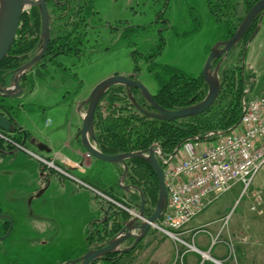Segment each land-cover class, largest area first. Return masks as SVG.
Segmentation results:
<instances>
[{"label": "rangeland", "instance_id": "374dc122", "mask_svg": "<svg viewBox=\"0 0 264 264\" xmlns=\"http://www.w3.org/2000/svg\"><path fill=\"white\" fill-rule=\"evenodd\" d=\"M94 5L97 14L89 19L83 55H60L57 61L61 65L49 63L46 74L35 77L32 90L6 98L9 103L21 104L16 112L18 125L29 129L46 148L51 143L72 157L77 156L76 149L81 144L78 132L83 123L82 112L92 90L111 75H130L135 64L133 52H138L136 63L140 66L135 77L155 94L160 84L154 73L160 66L172 65L194 76L203 74L210 51L226 40V30L210 14L207 0H95ZM162 36L164 47L151 61L149 55L157 51ZM254 45L255 51L245 61L241 46L228 60L230 67L243 61L255 74V84L252 90H246L248 95L243 97L242 105L264 93V28ZM149 63L154 72L148 69ZM26 146L32 147L31 139ZM103 163L104 167L94 170L102 180H98L100 187L112 182L116 191L121 190L118 163ZM44 172L40 161L25 151L19 150L15 157L0 156V215L11 219L7 235L0 237V264H65L85 246V225L96 215L91 211L92 205H85L68 177L62 182L54 175L45 187L41 178ZM263 180L264 170L246 192L244 184L237 182L212 202V223L217 222L210 231L212 236L219 233L217 244L225 248L223 256L217 258L213 250L202 251L191 242L201 250L205 261L264 264V214L251 209L255 190L263 186ZM132 206L139 208L134 203ZM226 219L228 224L222 228ZM219 226L221 230L214 234ZM229 235L236 246V258L228 257ZM132 243L130 238L120 247ZM185 248L191 249L151 228L122 264H149L156 259L180 264Z\"/></svg>", "mask_w": 264, "mask_h": 264}, {"label": "trees", "instance_id": "16d2710c", "mask_svg": "<svg viewBox=\"0 0 264 264\" xmlns=\"http://www.w3.org/2000/svg\"><path fill=\"white\" fill-rule=\"evenodd\" d=\"M258 1L207 0V6L212 17L223 24L226 30V39H228L234 34L247 12ZM94 2L95 0H47L50 14V41L42 59L22 76L23 92L32 90L35 77L44 76L46 74L44 71L49 63L61 65L57 61L60 55L71 54L79 58L83 55L87 41V27L90 26L89 19L97 14ZM260 16L261 14L254 19L242 39L231 48L228 56L223 60L218 71L221 80L219 95L203 113L173 120L151 117L135 105L125 85L110 86L101 97L95 110L94 133L98 148L105 154L116 155L147 150L158 145L163 153L169 154L188 137L194 135L203 137L209 130L226 131L236 125L243 112L242 99L248 95L249 90H252L256 80L255 74L247 68L243 61L230 67L228 60L238 47L247 44L260 22ZM41 30L40 8L38 5H32L22 14L14 42L8 54L0 62V84L10 85L14 71L40 51L42 46ZM164 43L162 36L157 51L149 55V60L153 61L154 56L161 52ZM242 49L244 51L245 48L242 47ZM137 55V51L133 52L135 64L132 77L140 70V66L136 63ZM218 61L219 59H216L214 65ZM148 69L152 72L155 71L152 63H149ZM154 74L160 88L157 93L153 94V97L165 109L176 110L196 104L203 100L208 92V84L203 74L190 75L172 65H162ZM132 93L142 109L156 111L139 88H132ZM6 107L17 117L18 107L10 104H6ZM25 135L27 141L30 133L18 124L15 131L11 133V136L20 143H23ZM13 149L15 146L12 143L0 137V156H4L6 151ZM126 164L128 172L124 179V185L131 184L137 188L127 190L121 188L117 192L108 189L102 190L114 199L130 206L132 203L140 206L142 192L145 197V216L148 217L154 211L159 195V181L156 172L148 161L140 157H129L126 159ZM41 168L47 171L41 177L44 185L48 184L53 174L58 175V173L48 170L43 164ZM123 171L124 168L120 165V174ZM111 204V210L107 209L103 217L102 215L96 217L86 226V249L105 245L122 228L123 221L130 217L125 209ZM0 213L2 214L1 208ZM0 221L2 222L0 235H6L11 228V219L1 215ZM136 246L129 252L116 251L106 254L93 264H122L124 257L132 254ZM82 254L83 252H75L73 257L77 258ZM149 264L165 263L151 261Z\"/></svg>", "mask_w": 264, "mask_h": 264}, {"label": "built area", "instance_id": "2783aa9c", "mask_svg": "<svg viewBox=\"0 0 264 264\" xmlns=\"http://www.w3.org/2000/svg\"><path fill=\"white\" fill-rule=\"evenodd\" d=\"M0 137L12 143L16 150L36 157L48 170L75 179L97 196L125 209L131 217L138 215L139 208L127 206L103 190L78 179L54 159L40 155L30 150L26 144L16 141L11 133L0 130ZM155 150L163 169L168 201L162 216L151 223V228L196 249L184 239L185 227L190 221L237 182L244 184L246 192L257 174L264 170V93L243 103L240 121L228 131L210 130L205 138L197 135L188 137L179 148L176 147L169 154L163 153L160 148ZM85 156L92 155L87 151ZM251 209L264 214V180L263 186L255 190ZM226 224L227 219L222 228ZM196 232L197 230H193L192 236ZM218 236L219 233L212 236V246L220 242ZM226 247L228 257L236 258V246L230 235ZM216 261L220 263L219 260Z\"/></svg>", "mask_w": 264, "mask_h": 264}, {"label": "water", "instance_id": "95a60500", "mask_svg": "<svg viewBox=\"0 0 264 264\" xmlns=\"http://www.w3.org/2000/svg\"><path fill=\"white\" fill-rule=\"evenodd\" d=\"M32 5H38L41 12L42 46L40 51L33 58H31L28 62H26L24 65L14 71L13 76L11 78L12 82L10 85L4 86L0 84V97L2 98H12L23 93L24 89L21 86L22 76L37 61L42 59L47 50L50 41V14L47 8V0H0V62L8 54L14 42L22 14L26 11V9H28ZM259 14H261L260 22L253 34L251 35L244 49L243 59L245 61L247 46L261 27V21L264 15V0H259L257 3H255V5L247 12L244 19L242 20V22L231 37L217 43L210 51L208 58L205 62L203 71V76L208 84V92L205 98L196 104L176 110L165 109L159 103L156 102L153 97V94L150 93L148 88L140 80L129 75H111L100 81L94 87L90 97L86 101L87 108L85 110V113L82 115L83 123L78 132V140L80 141L82 147L88 152H90L91 155L95 158H98L105 162L108 161L121 163L124 168V171L120 176L119 184L120 187L125 190L130 188H137L136 186L131 184L124 185V179L128 172L126 159L129 157H140L148 161L153 166L159 181V195L154 211L150 216L146 217L145 197L144 194L141 192L142 198L138 210V215H134L131 219H129V221H123V226L116 236L111 238L105 245L98 248H89L79 257L71 259L66 263L93 264L95 261H97L106 254H110L116 251L129 252L148 233V231L151 229V223L162 216L168 201V193L164 181L163 169L156 156V150L154 147H150L147 150L130 151L116 155L105 154L98 148L96 143V136L94 133V116L97 105L103 94L107 91L110 86L115 84H123L128 88V93L135 105L141 110H143V112L147 115L158 119L173 120L203 113L215 102L219 95L221 85L218 76V71L225 56L228 54L231 48H233L242 39L245 32L248 30L254 19ZM216 59H219V61L216 63V65H214V61ZM134 87L139 88L141 90L145 98L154 106L156 111L151 112L142 109V107L137 103L135 97L133 96L132 88ZM17 124V117H15L7 107L3 106L0 103V130L8 133H13L17 128ZM198 137L205 138L206 135L203 137ZM25 142L26 135L23 139V143ZM182 142L177 145V148L180 147ZM143 218H146V220ZM5 236L6 235L1 237ZM130 238L134 239L133 243L130 246L120 247L124 241Z\"/></svg>", "mask_w": 264, "mask_h": 264}, {"label": "crops", "instance_id": "0c3cea01", "mask_svg": "<svg viewBox=\"0 0 264 264\" xmlns=\"http://www.w3.org/2000/svg\"><path fill=\"white\" fill-rule=\"evenodd\" d=\"M264 15L262 17L261 21V31L258 30L254 38L250 41V43L247 46L246 49V55L245 59L251 55V51L253 47H255V40L257 38H261L263 34V28H264V22H263ZM249 65V63H248ZM13 106H18V109L20 108L21 104L15 105L13 103H10ZM17 109V110H18ZM85 113V111L82 112V115ZM17 116V115H16ZM23 127L22 125H20ZM24 130L28 131L30 133V136L28 139H31L32 141V147H28L30 150L43 155L45 157H48L50 159H54L59 165H61L63 168H65L67 171H69L73 176L77 177L78 179L85 181L89 184H91L94 187H97L99 189H108L113 192H117L114 185L112 182H109L108 184H104L105 186L102 188L100 187L98 180L100 181L101 178L98 176L96 173H94V170L98 169L99 167H104L105 161L100 160L98 158H95L94 156L91 157H86L87 150L82 147L81 144H79L77 147V156L72 157L70 155H67L61 151V149L57 148L56 146H53L51 143L49 145V148H46L44 144L42 143L41 140L37 139L34 134L27 129L26 127H23ZM27 142V141H26ZM46 151L44 152V150ZM19 150L13 149L12 151H6V154H11L13 157L17 155ZM45 153V154H44ZM42 165V164H41ZM120 165L121 163H118L117 165V178L120 179ZM47 171H45L42 175H44ZM41 175V177H42ZM57 174H53L51 176L50 181L53 179V176ZM68 176H63V175H57V178H60L62 182H64V178ZM70 178L71 182H74V189L76 191V194H79L81 196V199L84 198L85 205L90 206L92 205L91 211H93V214H96L92 217V219L85 225L86 226L93 221L96 217H102L105 215L106 210H111L112 209V204L111 202L109 203L107 200L103 199L101 196H97L95 192H93L91 189L81 185L78 181L75 179ZM49 181V182H50ZM102 181V180H101ZM48 182V184H49ZM45 185V187L48 186ZM81 189H79V187ZM84 196V197H83ZM93 209V210H92ZM217 220L213 221L212 223V204L209 205L203 212L198 214L194 219L190 221V223L185 227V232H184V237L189 240V242H193L197 245L199 249L202 251L208 250L211 251L213 250V254L217 255V258H220L218 256H223L224 254V248L221 244L213 245L212 246V225L216 224ZM221 226L219 228H216L217 231L214 232L217 233L219 231ZM85 228H84V234H85ZM206 228H210L209 230ZM202 229V230H199ZM155 230V229H153ZM193 230H197L195 236H192ZM7 235V234H6ZM84 246V250H85ZM82 249V250H83ZM81 250V251H82ZM201 250L198 249H187L185 248L183 250V256H182V262L180 264H214L208 261H205L204 256L201 253ZM78 251V250H77ZM76 251V252H77ZM217 258H215L217 260ZM156 261L163 262L162 259H156Z\"/></svg>", "mask_w": 264, "mask_h": 264}, {"label": "flooded vegetation", "instance_id": "af4514ba", "mask_svg": "<svg viewBox=\"0 0 264 264\" xmlns=\"http://www.w3.org/2000/svg\"><path fill=\"white\" fill-rule=\"evenodd\" d=\"M131 74H133V73H131ZM131 74L129 75V76H131ZM136 75H134L133 77L134 78H137V77H135ZM132 77V76H131ZM0 103L3 105V106H5L6 107V104H10L7 100H6V98H2V97H0ZM11 105V104H10ZM1 216V215H0ZM0 226H2V222L0 221ZM1 236H4V235H0V237ZM132 241H134V239H132ZM86 249V248H85ZM87 250V249H86ZM86 250H82V251H77V252H85ZM79 257V256H78Z\"/></svg>", "mask_w": 264, "mask_h": 264}]
</instances>
